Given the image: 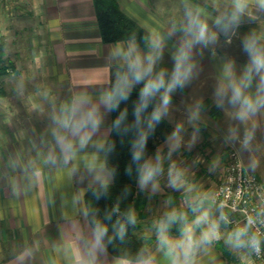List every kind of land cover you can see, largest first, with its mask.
I'll use <instances>...</instances> for the list:
<instances>
[{
    "label": "crops",
    "instance_id": "obj_1",
    "mask_svg": "<svg viewBox=\"0 0 264 264\" xmlns=\"http://www.w3.org/2000/svg\"><path fill=\"white\" fill-rule=\"evenodd\" d=\"M117 3L150 37H162L163 58L171 67V57L181 44L193 41V78L171 94L168 114L163 117L175 130L180 128L181 146L169 153L170 136L157 146L156 154L164 157V163L155 191L151 184L141 190L138 180L136 183L137 198L142 199L143 194L147 200L144 209L136 213L139 226L135 232L140 238L148 237L147 250L156 255L159 264H166L163 253L157 251L159 222L173 208L191 212L190 204L196 197L204 196L209 199L202 201L201 208L207 209L210 217L215 213L219 218L223 211L212 199L216 181L210 180L211 176L215 179L210 171L216 173L229 152H236L243 170L264 184V109L241 122L235 119L238 105L228 103L231 92L227 96L217 95L222 86L242 79L250 64L248 53L242 47H233L232 39L239 38L244 43L255 35L264 45V8L258 0H249L241 14L244 29L236 35L233 23L214 26L221 44L225 42L227 46L226 50H218L208 47L207 41L195 43L197 34L188 39L181 35L186 29L184 12L192 8L199 26H206L203 5L227 6L223 11L232 17V0ZM225 25L234 28L230 37L217 31ZM130 42L101 41L93 0H0L1 63L12 69L11 73H0V264L130 261L111 255L102 242L96 245L84 201L88 189L113 182L105 166L111 113L105 111L101 96L115 82L117 73L126 70L115 53L117 48L126 49ZM258 84L259 77L253 73L251 87L245 92L255 95ZM79 94L90 97L102 115L99 131L84 146L54 119ZM246 130L254 133L247 148L243 146ZM61 138L72 141V155H66L62 149ZM191 151L208 155L196 158L206 162V167L200 169L204 174L198 179L194 175L196 170L190 168ZM173 165L184 171L185 183L179 191L168 182V170ZM174 199L177 207L173 206ZM173 231L172 225L168 235L178 238ZM217 243L221 242L213 241L197 253V264H246L227 256V243L222 242L226 253Z\"/></svg>",
    "mask_w": 264,
    "mask_h": 264
},
{
    "label": "clouds",
    "instance_id": "obj_2",
    "mask_svg": "<svg viewBox=\"0 0 264 264\" xmlns=\"http://www.w3.org/2000/svg\"><path fill=\"white\" fill-rule=\"evenodd\" d=\"M248 3L249 0H232L233 20L245 12ZM258 3L261 8H264V0H258ZM225 31H228L227 26H225ZM206 32V26L200 25L194 42H206ZM259 39L252 35L244 42V50L250 57V64L242 79L222 86L217 91V95L221 96H227V93L231 92V95L227 97L228 103L233 106L238 105L235 119L241 122L250 120L261 109H264V45H260ZM147 42L149 51L146 54L138 49L134 40L129 43L126 49L117 48L115 55L126 66V70L117 73L114 86L102 94L101 104L106 112L111 113L119 108L121 102L129 99L135 85H143L134 109V126L137 128V136L131 144V161L137 166L138 187L144 190L151 184L152 190L155 191L159 186L158 177L163 172L164 157L159 152L155 157L146 156L147 140L149 134L154 132L156 125L168 114L171 94L178 88H184L193 78L195 64L191 59L193 41H186L172 55L173 67L171 71L165 68L157 70L156 65L161 61L163 55L162 37L152 36L148 38ZM253 73L259 77L255 95L245 92V89L251 87ZM157 97H159L158 102L154 104L152 112L146 118L147 125L142 127V114L147 111ZM126 115L127 109L120 112L114 121V128H120ZM54 119L61 128L68 130L73 137L78 138L81 146L87 144L91 136L99 131L102 123L99 106L92 104L90 97L86 94L73 97L71 104L63 106L61 115ZM179 132L180 128L177 127L168 138L169 153L181 146ZM253 134L252 130L245 131L243 139L245 148L249 146ZM232 135L235 136V131L232 132ZM60 143L66 155L73 154L74 147L71 140L65 142L64 138H61ZM127 171L131 172V166ZM35 175L38 178L40 173L37 171ZM168 178L169 186L173 189L179 191L184 186V171L174 165L169 167ZM207 199H209L207 196L196 197L195 202L191 205L194 213V218L191 221L188 220L185 211L177 208L167 212L160 221L157 251L163 253L166 264H197V253L221 237V221L225 224L229 221L224 214H221L219 219H212L208 210L202 209L200 206L202 201ZM126 221L128 224H136L137 217L134 209L128 210ZM173 224L181 226L179 238L168 235V229ZM259 225H264V206H261L255 215L249 216L243 225H238L229 232L225 242L233 249H250L259 255L261 245L264 244V232L258 230ZM198 227L201 228L199 235L196 233ZM124 230V224L120 223L119 235L121 237ZM106 235L107 227L98 224L94 233L97 246L101 244ZM125 264H159V261L155 254L144 249L134 261H126Z\"/></svg>",
    "mask_w": 264,
    "mask_h": 264
},
{
    "label": "trees",
    "instance_id": "obj_3",
    "mask_svg": "<svg viewBox=\"0 0 264 264\" xmlns=\"http://www.w3.org/2000/svg\"><path fill=\"white\" fill-rule=\"evenodd\" d=\"M93 4L102 42L118 43L134 40L146 53L149 51L147 42L150 37L149 33L120 10L117 0H93ZM163 57H165L164 54L157 66L167 65V61ZM170 68L172 69L171 66ZM114 83L111 84L110 89ZM142 86V84L135 85L129 99L121 102L119 108L111 112L110 134L105 144V166L113 178L112 184L90 188L84 196L87 216L93 229L96 230L98 224L107 227V235L102 241L105 249L113 256L130 261H134L142 250L147 249L148 242V240L138 237L135 234V226L126 221L128 210L133 209L136 202L140 201V198L138 199L136 196L138 172L137 166L131 161V144L137 136V128L134 126V109L138 103L139 91ZM158 100L159 97L142 114V127H146V118ZM124 109H127V115L120 128L116 129L113 126L114 121ZM174 131V127L162 118L154 132L149 134L146 156L154 155L157 146L171 136ZM129 166H131L130 173L127 171ZM120 223L125 226L122 237L119 235Z\"/></svg>",
    "mask_w": 264,
    "mask_h": 264
},
{
    "label": "rangeland",
    "instance_id": "obj_4",
    "mask_svg": "<svg viewBox=\"0 0 264 264\" xmlns=\"http://www.w3.org/2000/svg\"><path fill=\"white\" fill-rule=\"evenodd\" d=\"M194 5L195 6H193V7H196L197 4L194 3ZM203 7H204L205 13L207 15V17H206V22H207L206 23V29H207L206 41H207V46L210 47V48H217L218 50L219 49L226 50L227 46L224 45L226 43L224 42V44H221V42H220L221 40L219 39V35L214 32V26H216L220 22H223L224 24L233 23V24H235V30H236L235 35H236L239 31L244 29V24H243L244 18L242 17V15H240L236 20H233L232 17H230V13L229 12L223 11V8H227V6H224V5L223 6L222 5H214V4L211 3L210 5H207V7L205 5H203ZM191 10H193V9L190 8V10H189V9L186 8V12H184V15H185V28L186 29L184 31H182V32L178 31V30H175L178 34H180V32H181V35L186 36L185 38H187V37L189 38L193 34H197L198 35V32H199V22H198L197 17H196L197 14H196L195 11H191ZM189 14H191V15H189ZM174 18L177 19L176 17H174ZM193 21H195V23H193ZM239 40H240L239 38H235L234 37L232 39L233 42H231V45L233 47L234 46L235 47L238 46V47H242L244 49V43H240ZM222 41H224V40H222ZM197 46L198 45H194L193 47L197 48ZM5 67L6 66L0 62V70H1V72L4 71ZM160 68H165L168 71H171L170 65H168V64L167 65H163V67L161 65H159V66L156 65V69L157 70H159ZM10 71L12 72V69ZM155 154H156V152H155ZM189 154L190 155H188V157H190V168L196 170L195 171L196 173L194 175H196L195 178L198 179L199 177H201L202 174H204V173H202V170L200 172V169L203 168V167H206V162L205 161L203 162L201 160H197L196 161V158L198 157V158L202 159L203 157H208V155L204 156V155H201V153H198L196 151H194V153L191 151ZM154 155H152L151 157H153ZM229 162H230L229 154H227L225 160H222L221 165H219V169L216 171V173H214L213 170L210 171V173L215 176V179H214V177L211 176L210 180L212 182L216 181L215 188L212 191V199H213V194H214L216 188L218 187V185L220 184V182L222 180V177H223V175H224V173L226 171V168H227ZM204 171H205V169H204ZM144 200H145V202H144ZM146 200H147V197L143 196V194H142V199H140V201L136 202V204L134 205L133 209L135 210L137 215H138L140 210L144 209V207L146 205ZM175 200L177 202V199H174L173 206L177 207L178 204L177 205L175 204ZM191 205L192 204H190L191 212L187 211V213H186L187 214V218H188L189 221H191L194 218V213H193V209H192ZM169 206H171V205H169ZM214 216H216L215 213L211 216V218L213 219ZM216 219H219V218L216 216ZM134 226H135L134 228L136 230V228H138L139 225H138V223H136V224H134ZM159 227H160V224H159ZM180 227H181L180 224H173V228H174L173 234H174V236H178V238L180 236ZM200 230H201V228H199V227L196 229L197 235H199ZM232 230L233 229H231V227L228 224H224L221 221V224H220L221 237L219 239H217V240H214V241H220L221 242V243H217V246L224 253L227 252L226 251V245L222 244V242H224L226 244L225 240L227 239V235ZM135 234H136V232H135ZM141 238H143L144 240H148V237H146V236H142ZM148 244L149 243L147 242V244H146L147 247H148ZM227 249H230V252L226 253L229 258L234 256V257H236L238 259L239 262L246 263V264H255L249 249H233L228 244H227Z\"/></svg>",
    "mask_w": 264,
    "mask_h": 264
},
{
    "label": "built area",
    "instance_id": "obj_5",
    "mask_svg": "<svg viewBox=\"0 0 264 264\" xmlns=\"http://www.w3.org/2000/svg\"><path fill=\"white\" fill-rule=\"evenodd\" d=\"M10 70L4 68L6 73H10ZM229 159L222 180L213 194V201L227 217L229 222L226 224L234 229L243 225L249 216L255 215L264 206V184L255 175L243 170L236 152H229ZM258 230L264 232V225H259ZM250 253L255 264H264V244L261 245L259 255L251 250Z\"/></svg>",
    "mask_w": 264,
    "mask_h": 264
},
{
    "label": "water",
    "instance_id": "obj_6",
    "mask_svg": "<svg viewBox=\"0 0 264 264\" xmlns=\"http://www.w3.org/2000/svg\"><path fill=\"white\" fill-rule=\"evenodd\" d=\"M225 26H227L228 31H225ZM225 26H219L217 28V31L223 37H230L234 28L232 25H225Z\"/></svg>",
    "mask_w": 264,
    "mask_h": 264
}]
</instances>
